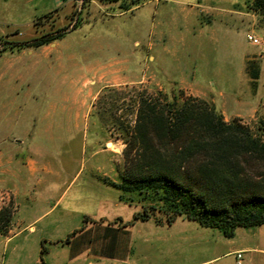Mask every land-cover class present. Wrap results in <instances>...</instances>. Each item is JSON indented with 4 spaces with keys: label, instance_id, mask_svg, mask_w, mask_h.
<instances>
[{
    "label": "rangeland",
    "instance_id": "obj_1",
    "mask_svg": "<svg viewBox=\"0 0 264 264\" xmlns=\"http://www.w3.org/2000/svg\"><path fill=\"white\" fill-rule=\"evenodd\" d=\"M17 1L33 9L53 5L52 0ZM242 2L239 9L247 16L213 25L206 17L199 23L204 27L192 26L189 32L173 24L172 9L162 2L120 14L117 3L95 1L83 9L80 0H65L34 19V37L15 39L20 31L0 36V116L18 113L17 122L0 117V143L7 134H26L37 153L12 151L8 156L23 165L47 168L30 178L22 170L15 180L19 190L27 185V177L40 182L36 181L35 195L20 196L17 204L11 193L0 190V212L8 208L17 210L20 218L40 219L61 198L55 209L64 219L59 231L82 228L87 219L80 214L94 209L95 202L86 184L94 180L97 169L107 171L110 184L121 182L125 141L135 126L138 97L163 100L184 92L209 103L226 122L236 120L259 133V126L264 127V44L251 45L247 35L264 42V7L258 9L255 0ZM58 33L64 37L43 46L48 48L35 58L32 76L10 71L18 66L21 52L43 47L11 48L5 43ZM8 54L15 57L9 61L3 57ZM46 189H52L48 202L40 196ZM140 199L126 194L124 200L142 211L149 201Z\"/></svg>",
    "mask_w": 264,
    "mask_h": 264
},
{
    "label": "crops",
    "instance_id": "obj_2",
    "mask_svg": "<svg viewBox=\"0 0 264 264\" xmlns=\"http://www.w3.org/2000/svg\"><path fill=\"white\" fill-rule=\"evenodd\" d=\"M14 1L0 0V36L7 37L20 31L15 39L25 40L35 36L34 19L59 8L65 0H52L53 5L47 4L39 9H33L23 1ZM150 2H162L166 7L170 5L174 14L173 24L189 32L192 26L204 27L199 23L206 17L212 18L214 22L210 24L213 25L220 19L235 22L247 16V13L239 9L242 0ZM59 41L52 46H56ZM47 48L21 52L17 58L18 66L10 71L32 76L38 61L35 58L43 56ZM8 55L3 57H9V61L15 57ZM32 114L30 119L34 116ZM0 117L5 122L18 121V113ZM0 144H3L0 145V190L11 193L17 204L20 196H32L31 192L36 194V181L39 183L40 179L33 178L36 180L33 182L28 177H36L47 168L31 162L23 165L16 158L8 156L12 151L37 153L28 144L26 134H7ZM22 170L27 172L28 181L24 189L19 190L15 180L21 177ZM106 172L104 168H98L96 174H93L94 180L86 184V189L93 191V197L90 198H94L95 202H92L94 206L91 205L94 209L86 208L80 214L87 219L80 229L59 231L64 219L62 213H56L55 209L61 198L40 219L20 218L16 210L13 216L14 227L10 228L7 235H0V264H237V252H243L244 264H264L263 225L240 227L233 238L227 239L218 229L201 227L184 218L177 219L170 226L150 220L131 224L139 210L121 199V191L106 181ZM48 192L51 194L52 189L40 193L46 202ZM42 250H46L43 255Z\"/></svg>",
    "mask_w": 264,
    "mask_h": 264
},
{
    "label": "trees",
    "instance_id": "obj_3",
    "mask_svg": "<svg viewBox=\"0 0 264 264\" xmlns=\"http://www.w3.org/2000/svg\"><path fill=\"white\" fill-rule=\"evenodd\" d=\"M116 4L120 14L149 0H80ZM258 9L264 0H255ZM78 22V21H77ZM76 27V26H75ZM60 33L29 42L5 43L8 47L37 48L62 39ZM137 116L132 135L125 141V172L111 183L126 194L148 200L133 222L155 221L172 225L179 217L218 229L227 239L240 227L264 226V127L255 134L224 116L204 100L185 96H146L135 101ZM14 213L0 212V235H7ZM46 250H42V255ZM43 261V258H42Z\"/></svg>",
    "mask_w": 264,
    "mask_h": 264
},
{
    "label": "built area",
    "instance_id": "obj_4",
    "mask_svg": "<svg viewBox=\"0 0 264 264\" xmlns=\"http://www.w3.org/2000/svg\"><path fill=\"white\" fill-rule=\"evenodd\" d=\"M247 38L249 40V43H251V45L260 46V45L264 44L262 39L256 37L253 34H248ZM236 260H237V264H244L243 252H237L236 253Z\"/></svg>",
    "mask_w": 264,
    "mask_h": 264
},
{
    "label": "bare ground",
    "instance_id": "obj_5",
    "mask_svg": "<svg viewBox=\"0 0 264 264\" xmlns=\"http://www.w3.org/2000/svg\"><path fill=\"white\" fill-rule=\"evenodd\" d=\"M110 146H113V144H110Z\"/></svg>",
    "mask_w": 264,
    "mask_h": 264
}]
</instances>
